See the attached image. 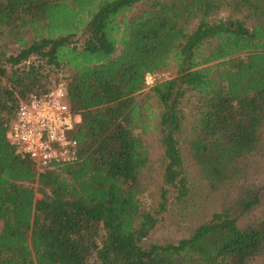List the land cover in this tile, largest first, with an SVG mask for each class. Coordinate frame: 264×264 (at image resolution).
Here are the masks:
<instances>
[{
    "label": "trees",
    "instance_id": "trees-1",
    "mask_svg": "<svg viewBox=\"0 0 264 264\" xmlns=\"http://www.w3.org/2000/svg\"><path fill=\"white\" fill-rule=\"evenodd\" d=\"M222 8L243 15L213 23ZM53 72L80 117L68 134L76 155L38 170L7 133L21 103L53 90ZM189 91L199 112L187 153L217 206L177 243L147 244L190 194L179 150ZM153 133L163 174L148 212ZM261 169L264 0H0V264H247L264 254Z\"/></svg>",
    "mask_w": 264,
    "mask_h": 264
},
{
    "label": "rangeland",
    "instance_id": "rangeland-1",
    "mask_svg": "<svg viewBox=\"0 0 264 264\" xmlns=\"http://www.w3.org/2000/svg\"><path fill=\"white\" fill-rule=\"evenodd\" d=\"M160 3L167 2L169 0H157ZM149 4L142 3L136 5L131 13L126 15L127 18L134 16L138 12L144 10ZM243 14L232 13L231 10L222 8L217 14L211 17L213 23L224 21L229 18L239 19ZM195 25V24H194ZM193 23L190 24V28H194ZM118 54V51L117 53ZM175 75L174 68H168L164 71L157 72L155 81L168 80ZM66 84V75L64 72L55 73L50 75V80L46 82V86L54 89L58 85ZM144 92V91H143ZM199 95L193 91L186 93L181 101V110L184 114V123L182 131L179 135V150L183 158V164L186 177L189 182L190 194L185 203L182 205L169 206L168 212L161 214L159 218L162 220L157 225L153 233L148 237L147 244H165V243H177L180 239L186 238L189 233L197 226V224L205 218L216 206L217 200L210 193L200 179L196 167L194 166L189 154L187 153L186 140L191 137V126L195 115L199 112L197 109L199 105ZM152 104L158 108V104L155 99L151 100ZM145 147L148 151V165L144 172L142 179L143 190L139 197L142 209L148 212H153L160 199V193L162 189V174L163 164L160 161L161 150L157 141V133H153L144 137ZM264 172V169H261ZM36 190V185L33 186ZM36 199L41 198V194L36 193ZM264 214V208L257 211L254 216H262ZM247 264H264V254L259 257H255Z\"/></svg>",
    "mask_w": 264,
    "mask_h": 264
},
{
    "label": "built area",
    "instance_id": "built-area-1",
    "mask_svg": "<svg viewBox=\"0 0 264 264\" xmlns=\"http://www.w3.org/2000/svg\"><path fill=\"white\" fill-rule=\"evenodd\" d=\"M156 77L157 73L147 74L145 86L151 87ZM79 121V115L66 104L64 85H58L50 93L19 105L7 139L38 170L52 169L75 160L77 144L68 134Z\"/></svg>",
    "mask_w": 264,
    "mask_h": 264
}]
</instances>
